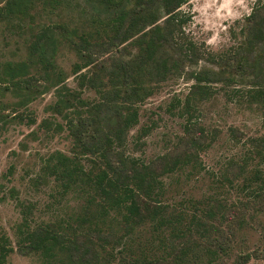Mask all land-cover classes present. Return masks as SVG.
<instances>
[{
	"label": "trees",
	"instance_id": "16d2710c",
	"mask_svg": "<svg viewBox=\"0 0 264 264\" xmlns=\"http://www.w3.org/2000/svg\"><path fill=\"white\" fill-rule=\"evenodd\" d=\"M187 1L2 0L1 33L21 38L25 55L0 62V95L15 99L13 116L0 115V135L9 125L35 124L30 104L53 91L37 130L63 136L69 147L40 158L34 183L51 185L56 196L76 204L63 217L36 224L10 188L21 221L14 244L0 233V264L14 253L40 264H222L228 244L220 240V226L238 208L222 195L177 203L167 195L182 178L205 171L201 155L220 133L200 120L213 95L233 99L264 126V0L253 1L230 33L232 44L216 55L188 37ZM61 50L75 56L69 74L56 62ZM180 79L190 85L172 94L165 111L182 121V135L153 159L133 155L129 143L140 147L156 125L151 117L141 124L142 107ZM227 135L240 143L237 128ZM29 136L36 139L35 132ZM244 142L229 163L237 168L230 184L246 198L244 208L263 213L264 133ZM14 170H6L7 182ZM248 260L239 255L233 264Z\"/></svg>",
	"mask_w": 264,
	"mask_h": 264
},
{
	"label": "rangeland",
	"instance_id": "374dc122",
	"mask_svg": "<svg viewBox=\"0 0 264 264\" xmlns=\"http://www.w3.org/2000/svg\"><path fill=\"white\" fill-rule=\"evenodd\" d=\"M254 0H188L182 11L189 18L185 28L188 37L208 54L225 51L231 44L230 33H235L239 22L250 13ZM2 0H0V3ZM0 29V62L19 60L25 55V42L16 36L4 35ZM108 55L104 56V59ZM75 56L67 50H61L56 58L57 64L70 73ZM183 79L170 84L158 94L146 101L142 107L141 124H147L151 117L156 125L153 131L142 139L138 148L129 143V149L135 156L145 160L153 159L167 150L176 136L182 135V121L175 115L166 113L165 106L172 94L185 93L190 83ZM72 85V77L68 79ZM42 82L34 83L37 92ZM15 99L11 93L0 95V115L13 116L9 106ZM226 96L213 95L201 107L204 126L220 130L212 147L201 155L205 171L189 180L182 178L177 187L170 190L167 198L175 203L187 199H206L222 195L228 204L237 207L234 219L222 221L221 242L228 244L226 252L221 255L222 264H233L239 255H247L246 264H264V212L253 210L251 205L244 208L246 200L239 194L234 175L236 169L229 166L231 159H236L242 150L245 140L264 133V126L255 113L237 105ZM54 101L53 91L42 92L29 106L30 115L35 124L9 125L0 135V233L6 234L14 244V228L21 221V213L14 200L7 196V191L14 188L19 192V199L31 208L30 218L34 223L55 221L71 212L75 206L74 199L63 200L56 196L55 189L44 182L34 183L39 174L40 158L55 150L67 151L69 144L63 136L45 137L37 130V125L48 114L45 107ZM5 107V108H4ZM26 111L21 114L24 117ZM235 127L241 132L239 144L234 143L227 132ZM139 126L131 132L135 133ZM36 133V139L30 137ZM14 167V174L9 182L3 177L6 170ZM225 172V173H224ZM222 174L229 180L222 179ZM234 174V175H233ZM234 184L233 186L230 184ZM8 264H40L34 256H21L17 253L9 257Z\"/></svg>",
	"mask_w": 264,
	"mask_h": 264
}]
</instances>
